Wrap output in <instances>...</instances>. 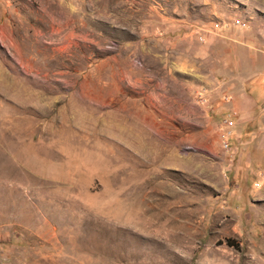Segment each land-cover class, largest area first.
Instances as JSON below:
<instances>
[{"label": "rangeland", "instance_id": "obj_1", "mask_svg": "<svg viewBox=\"0 0 264 264\" xmlns=\"http://www.w3.org/2000/svg\"><path fill=\"white\" fill-rule=\"evenodd\" d=\"M214 22L264 0H0V264H264Z\"/></svg>", "mask_w": 264, "mask_h": 264}, {"label": "crops", "instance_id": "obj_2", "mask_svg": "<svg viewBox=\"0 0 264 264\" xmlns=\"http://www.w3.org/2000/svg\"><path fill=\"white\" fill-rule=\"evenodd\" d=\"M257 26L223 23L206 34L210 43L223 39L215 69L232 114L246 123L264 121V24Z\"/></svg>", "mask_w": 264, "mask_h": 264}, {"label": "built area", "instance_id": "obj_3", "mask_svg": "<svg viewBox=\"0 0 264 264\" xmlns=\"http://www.w3.org/2000/svg\"><path fill=\"white\" fill-rule=\"evenodd\" d=\"M240 25L243 26L244 25V22H241ZM219 26H220V23H218V22H214L213 24L210 25L211 30H214L216 28H219ZM198 38L199 39H202V35H200Z\"/></svg>", "mask_w": 264, "mask_h": 264}]
</instances>
